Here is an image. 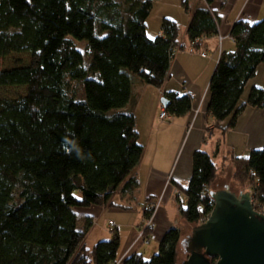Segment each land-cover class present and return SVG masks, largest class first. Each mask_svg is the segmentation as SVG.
<instances>
[{
    "label": "trees",
    "instance_id": "obj_1",
    "mask_svg": "<svg viewBox=\"0 0 264 264\" xmlns=\"http://www.w3.org/2000/svg\"><path fill=\"white\" fill-rule=\"evenodd\" d=\"M205 1L184 2L191 14L186 35L195 48L219 34V17L210 8L215 0ZM152 8L153 0H0V58L32 57L29 66L0 70V88H27L18 99L0 96V264L120 261L115 229L110 240L86 247L93 222L85 219L81 229L77 210L113 206L119 192L138 189L134 173L145 149L135 114L126 111L133 85L139 79L163 87L175 53L184 48L174 20L164 19L160 35L148 36ZM230 36L234 49L221 52L208 92L207 113L223 135L248 107L264 112V89L252 87L243 100L264 65V19H240ZM164 98L174 119L192 110L188 95ZM232 158L235 181L252 184L253 198L263 202L264 147ZM221 168L210 154L194 153L189 184L175 183L185 197V223L199 226L213 212L210 189ZM180 242V228H172L150 260L133 254L120 264H179Z\"/></svg>",
    "mask_w": 264,
    "mask_h": 264
},
{
    "label": "crops",
    "instance_id": "obj_2",
    "mask_svg": "<svg viewBox=\"0 0 264 264\" xmlns=\"http://www.w3.org/2000/svg\"><path fill=\"white\" fill-rule=\"evenodd\" d=\"M198 4L199 0L189 3L190 7ZM210 8L220 20L217 36L204 39L195 48L186 35L191 20L188 12L187 19H184L185 30H181L184 48L175 53L163 87L156 88L139 79L134 82L132 99L126 111L135 114L139 141L145 149L143 159L134 173L139 183L138 189L125 194L119 192L113 200V206L92 207L87 209L91 214L85 212L79 219L81 229L84 228L85 219L93 222L92 228L100 225L106 230L110 229L111 221L115 223V231L120 237L119 260L140 254L138 249L143 243L137 242V238L146 219L145 214L150 212L147 210L149 204L161 201L155 215L156 235L160 241L170 229L179 228L183 220L180 205L185 203V197H175V191L178 190L175 183L184 187L189 184L196 151L210 154L214 162L221 166L229 155L239 157L237 154L241 153L240 157H243L247 152L261 149L264 145L263 111L248 107L239 117L236 127L224 135L214 129V119L207 113L209 86L220 54L234 49L230 36L234 24L240 19L251 23L264 19V0H215ZM160 31L161 28L157 36ZM191 49L195 51L191 53ZM201 53H206L207 57H202ZM252 87L264 89V65L259 66L255 78L248 84L243 100H246ZM172 92L190 96L192 110L188 115L177 118V122L166 123L159 119L161 102L165 93ZM240 140L247 143V148H238ZM218 144L220 149L217 152ZM220 176L214 185L219 182ZM228 188L231 190L230 186ZM211 192H214L213 187ZM126 231L129 236L123 242L125 237L122 233Z\"/></svg>",
    "mask_w": 264,
    "mask_h": 264
},
{
    "label": "water",
    "instance_id": "obj_3",
    "mask_svg": "<svg viewBox=\"0 0 264 264\" xmlns=\"http://www.w3.org/2000/svg\"><path fill=\"white\" fill-rule=\"evenodd\" d=\"M211 196L214 210L184 241L189 258L183 264H264V216L254 211L251 195L226 187Z\"/></svg>",
    "mask_w": 264,
    "mask_h": 264
},
{
    "label": "rangeland",
    "instance_id": "obj_4",
    "mask_svg": "<svg viewBox=\"0 0 264 264\" xmlns=\"http://www.w3.org/2000/svg\"><path fill=\"white\" fill-rule=\"evenodd\" d=\"M121 2L122 0H116ZM186 0H153V8L150 14V17L148 19V36L150 38L157 36V32L160 30L162 22L164 19H171L178 23L179 27L181 28L182 32L185 30V20L188 17V11L186 10L184 6V2ZM193 3V0H189V3ZM200 4H203V0H199ZM205 4V3H204ZM79 48L82 51H85V44L84 43H78ZM32 64V57L29 54H13L6 58H0V70L2 69H10L18 66H29ZM212 75V73H211ZM248 90V88H247ZM27 93V88L25 87H16V88H0V96L5 99H18L23 96H25ZM77 97L78 99L84 98V92L83 87L79 86L77 91ZM178 119H174L172 123L177 122ZM192 129V128H191ZM190 129V130H191ZM234 139V138H233ZM142 140V139H141ZM244 140V139H242ZM240 140L238 142V148L244 149L247 148V143ZM187 141V140H186ZM186 143V142H185ZM185 145V144H184ZM183 145V146H184ZM264 147V145H263ZM262 147V148H263ZM252 151H249L244 155L243 157H247L251 154ZM239 157L241 156V153L237 154ZM181 156V153L178 157V160ZM236 156V155H234ZM233 156L229 155L228 159H225V162L223 163L221 170L218 173L217 179L213 183V185L218 180L219 176L221 179L216 185H212L213 190L215 193L220 192L224 190L226 187H231V190L237 194L239 193H249L252 195V184L249 186L241 187L237 181L234 179V173L236 171L235 162L232 160ZM177 163V162H176ZM220 166V167H221ZM229 173V174H227ZM248 178V176H247ZM249 181V179H247ZM250 182V181H249ZM253 183V182H252ZM211 187V188H212ZM211 190V189H210ZM80 194L77 193V197H79ZM157 202V201H156ZM176 210H174L175 212ZM77 212H79V216L81 217L83 213L87 212V214H91L90 212L85 209H78ZM173 214V211H171ZM156 225V222H155ZM194 226H190L189 224L185 223L184 220L180 223V230H181V242L178 248V260L179 264H183L187 259L188 255L186 252V246L183 244L185 240L188 239L192 235V228ZM100 225L95 226L94 228H91L88 232V235L85 239V245L88 249H92L97 243L102 241H108L112 238V232L111 229H105ZM115 229V228H114ZM110 230V231H109ZM141 231V230H140ZM122 232V231H121ZM123 242L126 240L129 235H127V231L122 233ZM154 234L156 235V229ZM152 235V233H150ZM139 236L140 232L138 234L137 242H139ZM157 237V235H156ZM142 242V241H141ZM160 239L152 242L149 245H145L143 242V245L140 246L138 250L140 254L143 255L145 260H150L154 255L158 254L159 252V246H160Z\"/></svg>",
    "mask_w": 264,
    "mask_h": 264
},
{
    "label": "built area",
    "instance_id": "obj_5",
    "mask_svg": "<svg viewBox=\"0 0 264 264\" xmlns=\"http://www.w3.org/2000/svg\"><path fill=\"white\" fill-rule=\"evenodd\" d=\"M203 2L206 4V1L205 0H203ZM194 51H195L194 49H191L190 50L191 53H193ZM201 56L205 58V57H207V54L206 53H201ZM159 119L161 121H163V122L171 123L174 120V117L171 116L166 111V109L164 108V106L162 105L161 112L159 114ZM175 197H183V195H182V193L179 190H176L175 191ZM251 198H252V201L251 202H252V206H253L254 211L257 214H259L261 216H264V201L263 202H258V201H256L253 198L252 195H251ZM160 204H161V201H158V202H156V204L155 203L154 204L152 203V204H150L148 206V209L147 210L150 211L152 215H151V217L149 219H145V221L143 223V226H142V229L140 231V236H139V240L142 241L145 245H149L152 242H154V241L157 240V237L154 234V231H155V228H156V225H155V215L157 213V210L160 207ZM209 217L203 219L201 221L200 225L205 224L208 221ZM109 226H110V229L112 231L115 228V223L111 221L109 223ZM150 233H152V235H150ZM120 262H121V260L117 264H120Z\"/></svg>",
    "mask_w": 264,
    "mask_h": 264
},
{
    "label": "flooded vegetation",
    "instance_id": "obj_6",
    "mask_svg": "<svg viewBox=\"0 0 264 264\" xmlns=\"http://www.w3.org/2000/svg\"><path fill=\"white\" fill-rule=\"evenodd\" d=\"M187 255H188V258H189V253H187Z\"/></svg>",
    "mask_w": 264,
    "mask_h": 264
}]
</instances>
